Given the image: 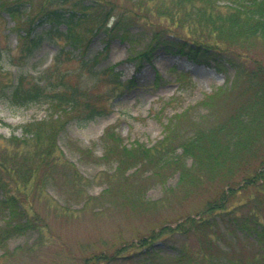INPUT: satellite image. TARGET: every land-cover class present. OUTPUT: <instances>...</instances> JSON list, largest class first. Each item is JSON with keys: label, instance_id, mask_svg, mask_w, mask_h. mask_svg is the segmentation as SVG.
I'll return each mask as SVG.
<instances>
[{"label": "rangeland", "instance_id": "rangeland-1", "mask_svg": "<svg viewBox=\"0 0 264 264\" xmlns=\"http://www.w3.org/2000/svg\"><path fill=\"white\" fill-rule=\"evenodd\" d=\"M104 1L134 10L138 2L156 0ZM216 1L225 7L234 0ZM14 28L11 17L0 13V88L27 68L44 70L58 47L65 45L45 39L27 60ZM106 35L107 41L103 32L91 38L87 55L109 44L100 67L113 69L125 86L112 84L111 71L106 75L101 70L100 78L91 79L76 63L62 66L70 71L68 80L84 86L109 114L85 124L65 116L55 126L61 131L56 132L54 147L48 142L17 147L21 158L25 156L19 163L26 174L2 177L9 185L7 192L19 197L17 204L25 209L31 229L0 244V264H264L263 248L242 232L235 234L232 226L199 228L188 222L228 190L225 172L238 184L242 181L247 162L230 165L218 175L210 155L201 152L195 159L185 155L181 145L197 133L216 129L212 142L220 145L218 151L225 146L237 151L244 135L228 124L245 115V135L253 142L245 169L264 159V128L249 124L246 111L259 100L255 83L264 85L263 79L253 80L250 74L264 69V39L221 42L235 47L236 61L251 75L235 78L233 68L223 73L214 62H195L162 47L139 69L129 57L146 50L148 35L137 28L125 36ZM49 114L45 105L15 107L0 100V151L11 135L22 137L24 125ZM111 131L113 136L105 137ZM42 147L49 156L41 155ZM209 151L215 154V149ZM3 198L0 189V201Z\"/></svg>", "mask_w": 264, "mask_h": 264}, {"label": "trees", "instance_id": "trees-1", "mask_svg": "<svg viewBox=\"0 0 264 264\" xmlns=\"http://www.w3.org/2000/svg\"><path fill=\"white\" fill-rule=\"evenodd\" d=\"M156 1L153 2L154 5L148 1L147 5L138 2L137 7L132 10L127 9L121 2L104 0H13L10 4L0 0V13H7L15 22L14 30L22 41L17 43L27 60H30L45 39L62 40L65 43L58 47L51 64L44 70L27 68L8 85L0 88V100L15 107L45 105L50 113L45 120L24 125L22 137L11 135L0 151V189L4 193V198L0 201V219L4 223L0 227V244L15 236L27 234L31 229V221L25 209L21 203L17 204L19 197L7 192L9 185L2 177L6 174L11 178H23L26 174L25 167L19 163L25 156L21 158L17 147L27 144L36 148L38 145H46L47 142L54 147L58 139L57 133L61 131V128L55 126L65 116L85 124L109 114L107 107L98 105L84 86L68 80L70 71L63 70L62 66L76 63L78 70L91 79L100 78L101 70L106 75L111 71L109 79L112 84L117 88L125 86L113 69L112 72L111 69L108 71L100 67L101 57L106 53L109 44H106L103 51L91 57L87 55L93 36L103 32V40L107 41L106 34L109 32H114V35L121 32L125 36L124 34H129L136 28L143 31L148 35V47L129 57L139 69L144 62L150 63L152 53L162 47L172 54L187 56L195 62H214L223 73L233 68L235 78L248 74V68L236 61L233 50L235 47H230L227 42L264 39V0H234L225 7L219 6L216 0ZM155 17L160 19L154 20ZM162 19L166 23H162ZM61 26L65 28L61 29ZM224 40L227 41L225 46L221 44ZM6 56L13 62L10 54ZM250 74L253 80H264L263 68ZM255 84V96L259 100H255L246 111L251 122L249 124H255L260 129L264 128V113H260L264 111V107H261L264 104V85L258 82ZM205 105L210 108L208 102ZM244 117L245 115H240L231 119L228 124L229 127L231 124L236 125L237 131L244 135L237 151H231L227 146L218 151L220 145L212 142L216 129L197 133L191 138L192 141L181 144L183 153L187 156L196 159L201 152L210 155V161L213 166L215 164L218 175L230 165L241 167L247 162L241 172L242 181L238 184L237 178L225 172L223 175H226L224 181L228 182V190H223L216 199L211 200L198 214L199 218H190L188 222L192 225L196 223L199 228L220 224L232 226L235 234L242 232L250 241L259 244L264 255V159H259L257 165L248 167V172L245 169L252 155L248 148L253 142L245 135L249 127L248 124H243ZM110 136H113V131L107 132L105 137ZM42 148L43 150L38 149L41 150V155L49 156L48 150L44 152L45 148ZM210 148L212 151L215 149V154L209 151ZM251 190H256L255 194L247 196L252 193Z\"/></svg>", "mask_w": 264, "mask_h": 264}]
</instances>
